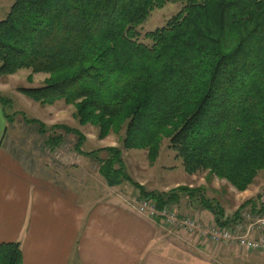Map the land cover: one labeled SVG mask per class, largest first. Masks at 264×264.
<instances>
[{
	"label": "trees",
	"instance_id": "obj_1",
	"mask_svg": "<svg viewBox=\"0 0 264 264\" xmlns=\"http://www.w3.org/2000/svg\"><path fill=\"white\" fill-rule=\"evenodd\" d=\"M167 3L180 10L144 34L149 44L140 43L137 27ZM21 70L48 76L41 87L18 89L23 96L73 106L79 124L100 138L123 132V149L145 150L150 164L167 139L187 175L205 172L238 192L264 170V0H14L0 21V78ZM8 102L0 95L3 108ZM24 121L48 132L37 120ZM51 130L73 135L79 155L99 152L83 153L85 137L76 129ZM47 141L53 149L61 137ZM105 151L107 185L127 182L158 209L183 193L199 195L219 227L240 222L248 206L264 214V189L227 219L202 189L145 191L124 172L121 151ZM0 264H22L18 242L0 244Z\"/></svg>",
	"mask_w": 264,
	"mask_h": 264
},
{
	"label": "crops",
	"instance_id": "obj_2",
	"mask_svg": "<svg viewBox=\"0 0 264 264\" xmlns=\"http://www.w3.org/2000/svg\"><path fill=\"white\" fill-rule=\"evenodd\" d=\"M6 115L0 104V244L18 242L22 264H264V252L235 243L213 246L139 214L141 197L133 187L105 183L87 196L48 162L58 146L49 147L48 134H39L35 124H19L17 116L8 122ZM29 130L36 135L23 140ZM137 183L147 192L167 190ZM184 211L197 222L214 223L201 207Z\"/></svg>",
	"mask_w": 264,
	"mask_h": 264
},
{
	"label": "rangeland",
	"instance_id": "obj_3",
	"mask_svg": "<svg viewBox=\"0 0 264 264\" xmlns=\"http://www.w3.org/2000/svg\"><path fill=\"white\" fill-rule=\"evenodd\" d=\"M13 1L14 0H0V21L6 17ZM179 10L180 5L178 3H167L163 8L154 10L146 21L137 27V31L140 35L138 41L143 44H149V41L144 39V34L163 27L165 23L172 16L177 14ZM47 77L48 76L46 74H32L30 70H21L8 78H0V82L2 84V89L0 87V93L4 98L9 100V102L5 105V112L8 116L16 114L19 124H23L22 121H24L25 118L29 120H37L42 124L44 123L45 127L48 129L46 134L53 136L54 138L61 137L57 150L54 151L53 154H49L48 162L50 160L54 162V167L58 165V168L66 174V177L69 178L67 181H71V185L79 187L80 184V191H82V193H86L87 196L94 194L90 188L99 190L101 187H105L106 181L100 173V162L106 161L109 158L110 155L105 151V149L110 147L118 148L121 151L124 172L134 182L137 183L145 181L147 183L146 188L152 190H160L166 186L167 190L164 192H170L178 186L202 189L201 194L203 193L204 199L209 201L217 209H222V212L227 219H231L242 204L248 200L255 199L256 195L261 193L264 189V170L257 174L253 183L244 192L236 191L224 180L207 178L205 172H197L191 176L187 175L183 170L181 161L176 159L174 152L168 148L167 139L162 141L155 162L150 164L145 150L123 149V132L119 134L109 133L106 137L100 138L96 128L89 124H79L75 118V108L73 106L66 105L63 101L56 102L50 106H41L18 92V89L20 88L41 87ZM35 125L38 127L37 124ZM56 125H66L72 129H76L85 137L81 147L83 153L91 151L99 152H97L96 156L93 158L85 155H79L74 151L76 138L73 135L64 134L61 130H51V127ZM34 135H36V132L29 130L24 133L23 140L26 139L25 136H29L31 139L30 141H32ZM26 146L25 141L24 147ZM54 169L56 170V168ZM175 184H177V186H175ZM121 185L123 188L127 187V189H131L132 187L127 182H123ZM123 188L120 190L125 192ZM198 197L200 196L197 195L192 198L183 193H178L177 203L180 208H176L175 206L173 207L181 216L190 217L197 222V219L194 218V214H185L184 210L187 205H190L192 208L197 207L199 209L200 203L197 199ZM206 212L211 215L209 211L206 210ZM240 217L242 219H249L253 221L255 215L251 214L250 207L248 206L240 213ZM202 222L203 221L201 220L197 222L201 228L198 229L199 231L215 225L214 223L208 224L205 218L204 224ZM170 228H172L173 232L182 231L190 234L181 228ZM199 231H195L191 234L198 235L201 239L203 238L207 242L211 243L208 237L201 236ZM255 236H260L258 231L255 232ZM255 236L254 233L251 235L253 238H255ZM211 244L213 246H224L222 244Z\"/></svg>",
	"mask_w": 264,
	"mask_h": 264
},
{
	"label": "built area",
	"instance_id": "obj_4",
	"mask_svg": "<svg viewBox=\"0 0 264 264\" xmlns=\"http://www.w3.org/2000/svg\"><path fill=\"white\" fill-rule=\"evenodd\" d=\"M138 213L149 219H158L166 226L181 228L188 233H193L201 229L194 219L181 216L172 205L158 209L151 200L141 199L138 205ZM200 231L199 234L201 236H207L210 242L215 245L236 243L240 248H245L253 252H264V214L255 215L253 221L242 219L234 225L227 227L213 225ZM257 231L260 236L255 238L251 237Z\"/></svg>",
	"mask_w": 264,
	"mask_h": 264
}]
</instances>
